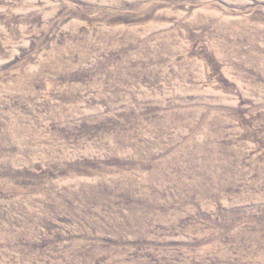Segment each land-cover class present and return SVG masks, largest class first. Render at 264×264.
<instances>
[{"label":"rangeland","instance_id":"1","mask_svg":"<svg viewBox=\"0 0 264 264\" xmlns=\"http://www.w3.org/2000/svg\"><path fill=\"white\" fill-rule=\"evenodd\" d=\"M0 264H264V0H0Z\"/></svg>","mask_w":264,"mask_h":264}]
</instances>
